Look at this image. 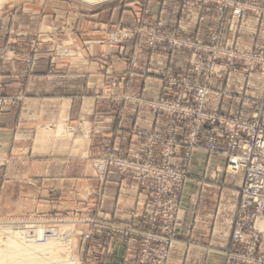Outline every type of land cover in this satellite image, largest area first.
Instances as JSON below:
<instances>
[{
    "label": "crops",
    "instance_id": "1",
    "mask_svg": "<svg viewBox=\"0 0 264 264\" xmlns=\"http://www.w3.org/2000/svg\"><path fill=\"white\" fill-rule=\"evenodd\" d=\"M141 18H160L166 27L187 30L203 41L214 24L212 16L200 17L196 8L184 6L179 0L163 5L155 0H18L0 13V36L50 33L57 25L65 27L61 37L74 46L71 58L55 64L52 47H42L35 74L24 87L12 72L4 79L6 95L21 93L25 99L0 114V156L7 163L0 170L1 202L12 199L11 186L32 184L38 189L35 202L39 212L74 215V210H81L84 216L98 219V226L85 225L88 237L84 242H89L92 234L108 231V222L126 227L134 213L145 211L147 193L134 177L122 178L114 172L96 175L92 161L107 149L133 152L139 145V141L127 137L133 115L107 116L114 123L100 124L104 118L94 114L104 104L95 94L105 90L109 80L117 79L121 86L128 83L131 91L142 90L146 98L157 100L162 90L161 75L186 68V54L152 55L140 38L109 44L112 32L130 28ZM228 26L226 41L231 46L264 53V24L258 19L231 18ZM49 35L56 37L57 33ZM85 42L91 43L88 51ZM19 54L22 58L27 52ZM108 59L106 65L103 60ZM20 67L22 62H17L14 70ZM221 68L213 80L209 109L231 115L244 99L262 98L261 69L256 68L248 79L242 77V69L226 79ZM223 90L232 97H223ZM244 111L245 117L252 119L254 109L245 105ZM81 122L93 128L88 137L82 138L84 141L65 136L68 127H77ZM139 123L144 128L154 127L150 115H141ZM243 182L242 176L227 174L221 157H193L181 199L178 238L168 264H227L226 253L236 246L232 235ZM115 238L111 255L100 263L137 264L136 240Z\"/></svg>",
    "mask_w": 264,
    "mask_h": 264
},
{
    "label": "rangeland",
    "instance_id": "2",
    "mask_svg": "<svg viewBox=\"0 0 264 264\" xmlns=\"http://www.w3.org/2000/svg\"><path fill=\"white\" fill-rule=\"evenodd\" d=\"M16 1L18 0L6 2L0 8V13L8 5ZM106 1L125 3L126 0ZM155 1L163 5L171 0ZM179 1L184 6L196 8L200 17L207 18L208 15L213 17L214 24L207 35V40L203 41L197 34L181 28L166 27L160 18H141L132 27L120 28L109 36V44L112 45L124 43L131 38L143 39L144 46L152 55L158 52L168 53L172 57L179 54L187 55L188 62L183 71H168L161 75L162 90L159 99L150 100L146 98L142 90L131 91L128 83L121 86L117 79L109 80V84L99 95L95 92V96H98L104 103L94 113L96 117L104 118L100 124L110 122V124H113L111 116L124 118L126 114L130 113L133 115V125L129 128L127 137L133 141H139L137 148L133 152L107 149L99 157L93 158L92 161L96 175H108L114 172L122 178L132 176L136 179L139 188L146 191L147 206L145 211L142 214L134 213L132 217L135 220H132L133 218L130 219L132 220L131 231L136 232V234H142L148 230L149 225L146 223V215L150 211V203L153 197L157 194L155 191L156 186L151 184L148 188L144 187L139 180L138 171L134 169L133 171H124L123 167H119V163H129L135 166L139 165L156 169H160L163 166L172 167L179 173L184 171L187 181L193 157L196 154H203L207 157L218 156L224 159L227 174L233 175L228 170V158L221 152L211 153L208 150L216 147L217 150L226 152L230 142L226 125L213 124L212 118L227 119L242 116L246 120L254 121L256 116H264V95L258 99H244L231 115L222 114L208 108L209 98L214 92L213 80L220 71L219 67H222L221 69H223L226 79L235 77L239 69H242V77L244 79H248L256 68L261 69L264 76L263 52L258 50L252 52L241 51L226 41V32L229 29L228 20L231 18L252 17L264 24V0ZM51 30V32L57 33L56 37H50L49 34L51 32L37 35L14 32L10 36H0V114L25 99V96L21 93L16 95L5 94V77L12 72L14 79L21 87H24L35 74L42 47H52L51 59L53 64L56 61L72 57L73 43L67 38L63 39L61 37L64 36L65 27L56 25ZM90 46V42L84 43L86 51H88ZM20 51H26L27 54L21 58L19 57ZM109 61V59L103 60L106 65H109ZM17 62H22V67L14 70ZM203 90L207 91V95L204 102L200 103L201 99H199L198 95L199 91ZM222 96L232 97L226 90L222 91ZM245 105L254 109L252 119L245 117ZM141 115H150L153 118L154 127L152 129L144 128L143 123H139ZM91 129L93 128L90 124L81 122L77 127H68L64 134L75 140L77 138L82 140V138L88 137ZM197 129L200 130H198V133ZM84 146L85 143L81 147ZM6 165V161L0 156V170ZM149 175H152V173ZM238 175L243 177V174ZM10 188V197L12 199L8 202L0 201V235L3 238H16L17 234H20L19 236H23L25 239L33 240L37 238L36 235L40 232L39 236L41 235L43 242L50 245L54 244L62 250H66L62 254L63 257L75 264H101L103 257L106 258L111 255L110 247L115 244V236L127 242L131 240L130 237L122 234L121 228L124 227H121L120 224L115 225L108 222L106 227L108 231H104V233L99 235L92 234L89 242H84V239L88 237L85 232V225L98 226V219L84 216L85 214L81 210H74V215H68L66 212L52 214L47 212V210L39 212L35 202L38 192L37 187L31 184L25 187L11 186ZM179 214L176 222L177 238ZM258 229L261 230L262 236L256 252L249 256H247L246 250L248 243L236 242L233 238V231L232 239L236 246L226 253L227 264H231L229 256L238 252L243 253L246 257H241L239 262L232 264H264V219H261L258 223ZM52 238L58 240L47 241ZM132 239L137 242V252L134 255L136 262L137 264H142L140 258L141 239L139 237Z\"/></svg>",
    "mask_w": 264,
    "mask_h": 264
},
{
    "label": "built area",
    "instance_id": "3",
    "mask_svg": "<svg viewBox=\"0 0 264 264\" xmlns=\"http://www.w3.org/2000/svg\"><path fill=\"white\" fill-rule=\"evenodd\" d=\"M207 91H199L200 103L204 102ZM201 112V111H200ZM213 124H225L230 142L227 151L208 149L211 153H219L229 160L230 174H243L244 184L241 191V202L236 213L233 238L239 243H248L247 256L253 255L260 242L262 232L258 223L264 219V116H256L254 121L242 116L218 119L213 117ZM197 133L200 131H198ZM198 148V147H196ZM124 171L139 172L141 184L148 188L156 186L157 194L150 203V211L146 215L148 230L142 234L131 231V218L126 227L121 228L122 234L130 238L139 237L142 264H167L170 251L175 245L176 222L180 211L181 192L186 183V173L172 167L160 169L119 163ZM152 173V175H149ZM243 253L229 256L232 263L239 262Z\"/></svg>",
    "mask_w": 264,
    "mask_h": 264
},
{
    "label": "bare ground",
    "instance_id": "4",
    "mask_svg": "<svg viewBox=\"0 0 264 264\" xmlns=\"http://www.w3.org/2000/svg\"><path fill=\"white\" fill-rule=\"evenodd\" d=\"M8 1L10 0H0V8ZM82 1L100 3L106 0ZM39 234L40 232L37 233V238L33 240L25 239L23 236H19L20 234H17L16 238H3L0 235V264H75L63 257L62 254L66 250H62L54 244L50 245L43 242ZM57 240L52 238L47 241Z\"/></svg>",
    "mask_w": 264,
    "mask_h": 264
}]
</instances>
